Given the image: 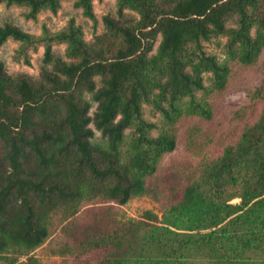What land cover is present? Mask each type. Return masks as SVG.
<instances>
[{
    "label": "trees",
    "instance_id": "trees-1",
    "mask_svg": "<svg viewBox=\"0 0 264 264\" xmlns=\"http://www.w3.org/2000/svg\"><path fill=\"white\" fill-rule=\"evenodd\" d=\"M64 1L0 4L25 7L35 21ZM73 1L98 24L96 0ZM116 1L119 18L104 16L105 32L90 41L75 19L40 37L11 23L0 28V46L10 38L45 45L39 79L12 76L0 61V259L41 264L29 255L51 236L60 209L74 215L100 197L121 207L145 196L160 201L147 180L177 148L172 128L184 116L211 120L205 96L226 88L229 61L253 65L264 49V0ZM220 37L225 62L206 51ZM56 43L66 45L64 57L55 56ZM144 105L162 116L161 128ZM171 194L161 219L147 211L142 221L65 227L61 253L71 240L82 257L101 253L106 264H264V113Z\"/></svg>",
    "mask_w": 264,
    "mask_h": 264
},
{
    "label": "rangeland",
    "instance_id": "rangeland-1",
    "mask_svg": "<svg viewBox=\"0 0 264 264\" xmlns=\"http://www.w3.org/2000/svg\"><path fill=\"white\" fill-rule=\"evenodd\" d=\"M94 6L98 17L97 25L84 17L81 9L75 8L73 0L64 1L56 14L50 11L40 13L35 21L25 17L27 11L25 7H8L0 4V28L11 23L27 33L40 37L44 34L45 28L55 33L65 28L71 19H75L76 23L83 27L85 38L90 41L105 32L104 16L112 15L119 18L116 0H96ZM124 14L126 18H139L138 13L131 10H126ZM228 25L236 26V20L230 21ZM226 42V37L217 38L206 44V51L221 61H228L224 48ZM158 44L159 40L156 46ZM53 50L55 56L64 57L66 45L56 43ZM44 54V43L22 45V42L10 38L0 46V61L12 76L27 74L39 79L44 66ZM229 65L231 73L226 88L205 96L212 105L211 120L198 116H184L172 128L177 135V148L163 157L160 170L147 180L149 187L159 193L160 201H156L152 196H145L121 207L100 197L83 201L79 211L74 215H71V211L60 209L52 215L51 236L29 256L37 258L41 264H106L105 255L101 253L82 257L73 247L71 240V246L62 254L64 251L62 245L67 241L63 229L70 227L77 230L79 227L94 225L107 219L120 222L142 221L146 219L147 211H152L161 219L164 213L163 199L171 196L173 189L179 184L199 175V170L205 162L221 156L226 147L236 144L246 127L256 124L264 113V49L253 65L239 61H229ZM206 85H210L209 75H206ZM86 97L91 100V95ZM96 109L97 103H94L90 114L94 115ZM143 113L146 119L158 123L160 128L163 126L162 116L150 106L144 105ZM95 132V140L101 141V132L97 130ZM129 133L130 131L127 132ZM158 134L159 131H156L155 135ZM167 171H172L173 177L166 176ZM239 191V188L230 190L231 193ZM13 258L12 256L1 258L0 264H12ZM27 259V256L19 257L13 264H27Z\"/></svg>",
    "mask_w": 264,
    "mask_h": 264
}]
</instances>
